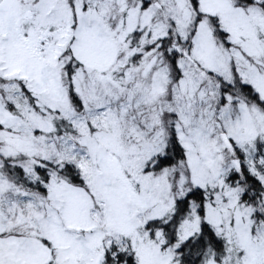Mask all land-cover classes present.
<instances>
[{
	"label": "snow or ice",
	"instance_id": "1",
	"mask_svg": "<svg viewBox=\"0 0 264 264\" xmlns=\"http://www.w3.org/2000/svg\"><path fill=\"white\" fill-rule=\"evenodd\" d=\"M0 264H264V0H0Z\"/></svg>",
	"mask_w": 264,
	"mask_h": 264
}]
</instances>
